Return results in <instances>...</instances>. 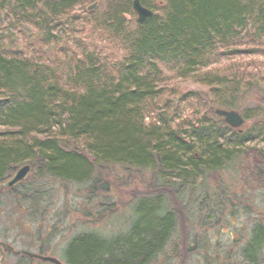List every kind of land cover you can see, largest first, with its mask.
Wrapping results in <instances>:
<instances>
[{"label":"trees","instance_id":"1","mask_svg":"<svg viewBox=\"0 0 264 264\" xmlns=\"http://www.w3.org/2000/svg\"><path fill=\"white\" fill-rule=\"evenodd\" d=\"M94 1L0 0V17L8 7L15 25H36L47 41L55 31L64 30V21L75 22L84 15L83 22L95 21L127 43L125 57L110 73L112 79L105 77L107 68L99 60L88 63L78 57L69 67L71 87L62 85L46 63L0 45V182L22 165L32 167L23 181L1 190L0 197H13L23 219L34 223L37 216L43 218L47 234L42 235L46 242L41 241L45 244L58 236L66 222L74 223L66 207L52 208L57 203L54 197H68L69 184H74L85 187L77 193L111 199L115 196L110 193L112 181L103 172L116 166L128 172L130 179L138 177L146 190H138V185V192L129 198L115 192V202L100 206L103 213L86 215L93 218L99 213L93 222L99 223L115 216L118 206L130 208L133 220L128 230L117 235L74 233L62 250L66 263L159 264V256L179 232L184 235V264L205 248L214 252L201 253L203 264L232 263V255L220 260L219 245L210 242L217 237L211 232L226 225L231 244L246 246L239 256L263 258L264 227L250 233L249 240L237 238L241 218L223 181L233 164L243 178L264 175L259 170L264 167L249 165L264 160V148L250 144L264 138V121L255 120L263 109L254 117L244 112L254 121L243 132L218 116L215 122L204 116L208 122L174 124L161 109L165 90L160 81L162 65H172L177 74L195 76L213 90L231 84L236 102L242 79L237 73L223 75L208 67L225 51L235 53L242 46L264 51V0H154L160 7L166 5L165 14L155 8L152 17L138 21L134 28L128 20L133 0H100V9L87 10V3ZM142 2L148 6L147 0ZM141 174L149 175V180ZM197 178L204 179L202 186L214 193L207 191L204 202L198 200ZM59 185L62 195H58ZM49 216L56 219L54 224ZM43 244L42 254L48 251Z\"/></svg>","mask_w":264,"mask_h":264},{"label":"rangeland","instance_id":"2","mask_svg":"<svg viewBox=\"0 0 264 264\" xmlns=\"http://www.w3.org/2000/svg\"><path fill=\"white\" fill-rule=\"evenodd\" d=\"M103 1L95 0L92 3H87V10L89 7L96 3L93 10L100 9L102 7ZM148 6L150 8H156L161 14H165L166 5L160 7L158 1L147 0ZM80 9L78 12H81ZM9 9L6 7L1 13L0 17V45L7 49V51H17L27 55L28 57L34 59L35 61H41L46 63L48 67L55 70V75L57 80L62 85H68L71 87L73 85V77L70 74V65L74 64L79 58L84 59L86 62H97L99 60L100 64L107 68L105 77L112 79L111 72H116L118 64L125 57L127 51V43L123 39H117L113 36V33L109 30L101 28L95 25V21L84 20V15L80 20L64 21V30L62 32H56L52 34L51 40L47 41L44 35V31L36 25L33 24H14L11 20V16L8 14ZM137 13L134 8L131 7V12L128 13V20L130 26L134 28L137 23ZM57 33V34H56ZM246 46H242V50L232 53L230 51H225L220 57L214 60L212 65L208 68L217 69L219 73L227 74L229 76H234L237 73V77L242 79L240 82V97L234 99V86L231 84H225L219 89H212L209 85L200 83L197 81L195 76L183 77L177 74L176 71L172 69V65H162L163 67V80L160 81V86L164 88L165 94L162 96V111L166 114L167 118L170 119L174 124L181 122L184 125L189 123V121H196V119L206 120L204 116L210 118L212 122L218 119L215 110L217 108L223 109H234L238 110L242 114L245 111L249 112L251 117L255 114L261 112L259 117H255V120L260 124L264 121V51L258 50L254 51ZM260 48V47H258ZM262 49V48H261ZM89 52L93 53V56H88ZM13 53V52H11ZM116 75V74H115ZM243 95V96H242ZM235 103L234 106L230 104ZM262 108L263 111L259 112ZM209 120V119H208ZM207 121V120H206ZM254 121V118H248L242 129H247L248 126ZM208 122V121H207ZM256 139L250 142L251 145H257L258 148H264V138ZM249 144V145H250ZM232 170H229L226 174L224 173L226 186L231 187L233 193L238 190V185L243 179L240 173L236 171L239 166L236 164L232 165ZM236 169V170H235ZM129 173L124 172L119 167L110 168L103 172V176L112 181V194L115 196L110 197L111 199L105 198V195L99 194L98 198H91L88 193L82 192L84 190L83 185L69 184L68 193L69 196L66 198H56L54 200L57 203L51 204L52 208L64 209L65 207L69 212V219L73 220V224L70 226L67 222L60 228L61 231L58 232V236L51 235L55 237L54 240L45 241V236L47 230L45 223L43 224V218L37 216L34 223L29 221V218L23 219L20 216L19 209L14 204L13 197L8 195H3L0 197V242H5L11 245L16 251H30L37 253L40 251L42 244L47 252L45 255H53L58 258L64 264L66 260L64 259V252L62 251L65 242L76 232H98L103 235H117V233L127 231L131 221L133 220L132 210L129 208H124L118 206L116 210L118 212L115 216L107 219L106 221H101L99 223H93L95 217L99 215L93 214L95 217H89L86 212H99L104 211L100 206L104 203H112L116 200V193L125 194L127 198L130 197L131 193L138 192V190L145 191V185L140 182L139 178L134 180L129 178ZM141 177L149 180V175H140ZM126 180L129 183L126 187H122V183ZM151 180V179H150ZM201 178L196 179V184L199 189L198 195L201 200L204 198L206 189L209 187L207 185L202 186L200 183ZM211 182H214L213 180ZM219 183V182H218ZM138 190L135 191V187L138 186ZM82 191L77 193L78 190ZM61 190V191H60ZM76 190V191H75ZM229 189H227V192ZM116 192V193H115ZM209 192V191H208ZM64 193L63 189L58 186V195ZM209 194H214L213 191ZM127 198L125 200H127ZM131 200V199H130ZM80 208V209H79ZM51 215V214H50ZM107 215V214H105ZM31 219H34L30 217ZM53 219L52 223L56 219L53 216H49ZM240 222L237 226L238 231L240 229L243 234L237 231V238H243L244 240H249L251 225L250 221L245 215L240 216ZM64 219V218H63ZM40 220V223H39ZM50 224L49 222L46 225ZM232 227V226H231ZM221 229L223 232H221ZM214 230L211 234L217 237L210 239L211 244L214 241L219 245V252L221 253L220 260L225 257L232 255V263L223 262V264H247L242 262L243 256H239V252L245 246L244 243L241 245L231 244L229 240V233L227 232L228 226ZM233 227L230 229L232 230ZM193 230V229H192ZM219 231V233H218ZM194 232V230L192 231ZM191 232V233H192ZM217 232V233H215ZM226 232V233H225ZM184 235L179 232L174 240H171L167 245V251L159 256V264H184L183 256L185 248H183L182 239ZM42 238V239H41ZM177 239V240H176ZM208 239V241H209ZM42 240V241H41ZM243 240V241H244ZM177 241V245L175 244ZM191 243H194V239H190ZM204 246L208 247L207 240L203 242ZM178 246V247H177ZM179 249L178 254L176 249ZM213 249V248H212ZM212 249H206V251L198 250L194 255L187 256L186 264H203L202 260L204 257L201 253L203 252H214ZM176 251V252H175ZM41 252V251H40ZM227 256H223V255ZM179 255V256H178ZM178 256V257H177ZM216 257V256H215ZM217 258V257H216ZM226 261V260H224ZM0 264H52L48 262H43L41 260H31L29 257H24L20 254L12 253L7 251L4 247L0 246Z\"/></svg>","mask_w":264,"mask_h":264},{"label":"flooded vegetation","instance_id":"3","mask_svg":"<svg viewBox=\"0 0 264 264\" xmlns=\"http://www.w3.org/2000/svg\"><path fill=\"white\" fill-rule=\"evenodd\" d=\"M254 164L260 165L261 168H263L264 160L251 162L249 165ZM259 170L264 174V168ZM238 187L240 188H238V190L234 193L230 185L228 187L229 196L233 199V208L239 216L245 215L248 218L252 230L250 233L254 234V230H256V228L258 229L259 226L264 227V175L260 177L249 176L243 178ZM220 188H222V186ZM218 192L219 190L215 191V194ZM214 199L217 200L216 198ZM204 201L205 200L202 199V202ZM202 214L205 215L204 209ZM242 262H246L247 264H263L264 257H256L255 259L244 258Z\"/></svg>","mask_w":264,"mask_h":264},{"label":"water","instance_id":"4","mask_svg":"<svg viewBox=\"0 0 264 264\" xmlns=\"http://www.w3.org/2000/svg\"><path fill=\"white\" fill-rule=\"evenodd\" d=\"M96 6V3L91 5L89 7L90 10H93ZM133 8H135L136 12L138 13V19L140 20V22L142 21H146L149 17L153 16V11L149 8L146 7L141 0H134L133 1ZM215 112L222 117L225 122H227L231 127L238 129V127H241L245 122L246 119L243 117V115L236 110L233 109H222V108H217L215 110ZM31 166L30 165H25L22 166L21 169H19L18 171H16L14 173V176L11 178V180H9L7 183L4 184V186H8V187H12L14 186L15 183H18L20 181H22L31 171ZM1 246H4L5 249L10 250L11 252H15L17 254H28L31 257H34L36 259H41L43 261L46 262H52L53 264H64L62 262H60V260H58L56 257L54 256H44L41 255L39 253H32L30 251H16L13 247H11L9 244L7 243H1Z\"/></svg>","mask_w":264,"mask_h":264}]
</instances>
